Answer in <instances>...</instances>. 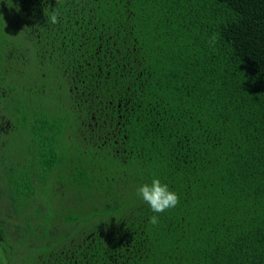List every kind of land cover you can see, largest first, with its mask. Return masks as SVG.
I'll list each match as a JSON object with an SVG mask.
<instances>
[{"label": "trees", "instance_id": "16d2710c", "mask_svg": "<svg viewBox=\"0 0 264 264\" xmlns=\"http://www.w3.org/2000/svg\"><path fill=\"white\" fill-rule=\"evenodd\" d=\"M5 144L0 264H264V0H0Z\"/></svg>", "mask_w": 264, "mask_h": 264}, {"label": "clouds", "instance_id": "9594fccd", "mask_svg": "<svg viewBox=\"0 0 264 264\" xmlns=\"http://www.w3.org/2000/svg\"><path fill=\"white\" fill-rule=\"evenodd\" d=\"M44 14L47 18V24L55 25L60 23V12L53 10L49 12L44 9ZM220 38L218 32H213L207 39V44L210 48L215 49L217 41ZM137 194L146 202L153 213H164L168 209L176 207L180 203L179 194L170 190L168 184L163 183L159 178H154L151 183H145L137 189ZM149 223L156 225L159 223V216L152 215Z\"/></svg>", "mask_w": 264, "mask_h": 264}, {"label": "rangeland", "instance_id": "374dc122", "mask_svg": "<svg viewBox=\"0 0 264 264\" xmlns=\"http://www.w3.org/2000/svg\"><path fill=\"white\" fill-rule=\"evenodd\" d=\"M6 146H7V144H5V145H1L0 147H3L2 149H3V151L6 149ZM42 200H40V204H42V205H44L45 204V199H44V197H42L41 198ZM47 203V208H48V211L49 212H51V214L52 215H58V211H60L57 207H55V209L53 210L52 208L50 209L48 206H51V204H50V200L49 201H47L46 202ZM32 204H34V203H32ZM37 202H36V204H35V206H32V207H26L25 208V210H24V213H29V211L31 212V213H33V210H36V207H37ZM47 208H46V210H47ZM35 214V213H34ZM36 215V214H35ZM38 217H35L37 220H39L41 223H46L47 221H49L50 219H49V217H48V215H47V211L45 212H42V213H40V214H38L37 215ZM9 218H7V220H8V222L10 223V224H14L15 223V221H13V220H10V216H8ZM24 223V222H23ZM26 224V223H25ZM27 225V224H26ZM16 237V236H15ZM5 239L6 240H9L10 239V237L9 236H5ZM14 240H15V238H14ZM13 240V241H14ZM29 247H30V245L28 244V242H26V240L25 239H23V238H20L19 239V241L15 244V247H14V250L17 252V255L18 256H21V255H23V254H25V255H27L28 253H30L29 251H26V250H28L29 249ZM22 258H18V260H21Z\"/></svg>", "mask_w": 264, "mask_h": 264}]
</instances>
